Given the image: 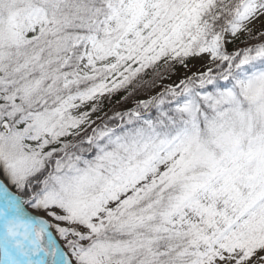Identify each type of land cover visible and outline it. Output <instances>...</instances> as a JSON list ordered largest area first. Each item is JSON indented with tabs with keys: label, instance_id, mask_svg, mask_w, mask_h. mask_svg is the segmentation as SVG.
Returning <instances> with one entry per match:
<instances>
[{
	"label": "snow or ice",
	"instance_id": "1",
	"mask_svg": "<svg viewBox=\"0 0 264 264\" xmlns=\"http://www.w3.org/2000/svg\"><path fill=\"white\" fill-rule=\"evenodd\" d=\"M0 264H264V0H0Z\"/></svg>",
	"mask_w": 264,
	"mask_h": 264
},
{
	"label": "rangeland",
	"instance_id": "2",
	"mask_svg": "<svg viewBox=\"0 0 264 264\" xmlns=\"http://www.w3.org/2000/svg\"><path fill=\"white\" fill-rule=\"evenodd\" d=\"M132 105H128V107H131Z\"/></svg>",
	"mask_w": 264,
	"mask_h": 264
},
{
	"label": "trees",
	"instance_id": "3",
	"mask_svg": "<svg viewBox=\"0 0 264 264\" xmlns=\"http://www.w3.org/2000/svg\"><path fill=\"white\" fill-rule=\"evenodd\" d=\"M122 110H124V109H122Z\"/></svg>",
	"mask_w": 264,
	"mask_h": 264
}]
</instances>
